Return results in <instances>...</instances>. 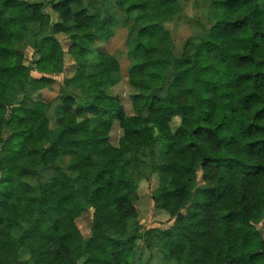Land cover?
Here are the masks:
<instances>
[{"label":"trees","instance_id":"obj_1","mask_svg":"<svg viewBox=\"0 0 264 264\" xmlns=\"http://www.w3.org/2000/svg\"><path fill=\"white\" fill-rule=\"evenodd\" d=\"M203 1L205 24L174 55L164 25L180 0H53L54 24L43 3L0 0V264H135L147 232L131 205L152 176V199L174 220L147 240L164 261L264 264V0ZM119 21L132 110H148V127L107 94L120 81L117 55L97 53L86 71L87 53ZM57 34L78 68L56 105L33 95L63 72ZM199 175L210 187H197ZM88 209L82 239L76 220Z\"/></svg>","mask_w":264,"mask_h":264},{"label":"rangeland","instance_id":"obj_2","mask_svg":"<svg viewBox=\"0 0 264 264\" xmlns=\"http://www.w3.org/2000/svg\"><path fill=\"white\" fill-rule=\"evenodd\" d=\"M32 3H43L45 8L43 12L49 15L51 24L58 21L56 13L52 11L50 5L53 0H29ZM111 3H116L120 0H109ZM181 13L167 22L164 27L169 32L170 42H171V51L174 55H180L188 40H190L195 32H200L201 29L198 27L199 23L205 24L203 18V12L205 9V2L203 0H180ZM56 39L58 40L61 50L63 52V72L59 76L53 77V82L49 83L44 90H41L33 95L34 100H39L42 102H56L57 97L59 96V86L63 83V80L71 77L74 72L77 70V65L72 61V59L67 55V49L70 45V42L65 34H57ZM127 37V27L119 21L118 25L114 30L113 37L108 41H102L97 39L94 43V46L86 55L87 73H91L97 67L96 54L105 53L109 55H117L119 60V74L120 81L111 88L107 94L116 99L119 104L122 106V109L126 116H138L143 118L146 121L147 127L151 124L148 123L149 116L148 110L142 111L140 114L134 113L132 110L130 96L133 94V91L128 87L127 84V70H128V60L126 57L125 50V40ZM20 50L23 52L28 62L33 63L35 57L33 50L27 45L26 42L20 43ZM32 77H39L35 71L30 72ZM75 109V108H74ZM59 113L56 114V111L50 114L52 118L49 130L50 143L54 136L57 133V126L55 124V119L58 117ZM178 119L174 118L169 122L170 129L174 128L178 124ZM151 128L152 125L150 126ZM155 133V131H153ZM3 138L8 136L7 132L4 130ZM122 137V130L119 127L117 121L113 122L108 132V143L113 147H118V143ZM160 157H157L156 162H159ZM158 183L157 176H152L148 181L141 180L138 183V198L135 202L132 203V207L136 213V222L140 226V232L146 233L143 238L136 243V258L135 264H171V262H166L162 258L160 251L156 246L147 244V240L152 236L157 234V232L170 228L174 225V220H170L169 217L160 210L154 203L152 199V192L156 188ZM196 185L199 188L210 187L209 183L205 182L202 176H198ZM192 205L188 204L187 207L181 211V215L187 217L190 215ZM93 216V210L88 209L83 213L77 220L76 226L81 234L82 239H88L91 235V221ZM150 231H154L151 233ZM23 264H33L29 262L28 258L23 257Z\"/></svg>","mask_w":264,"mask_h":264}]
</instances>
